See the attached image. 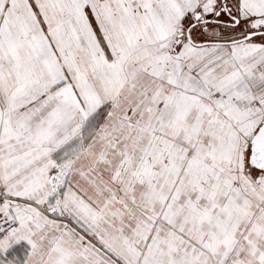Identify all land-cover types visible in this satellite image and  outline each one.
<instances>
[{
	"label": "snow or ice",
	"instance_id": "6c2138e0",
	"mask_svg": "<svg viewBox=\"0 0 264 264\" xmlns=\"http://www.w3.org/2000/svg\"><path fill=\"white\" fill-rule=\"evenodd\" d=\"M0 264H264V0H0Z\"/></svg>",
	"mask_w": 264,
	"mask_h": 264
}]
</instances>
